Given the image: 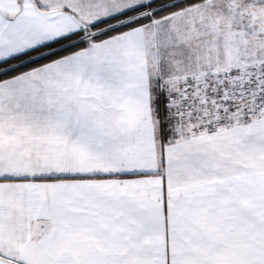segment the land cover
Returning <instances> with one entry per match:
<instances>
[{
	"label": "snow or ice",
	"instance_id": "6c2138e0",
	"mask_svg": "<svg viewBox=\"0 0 264 264\" xmlns=\"http://www.w3.org/2000/svg\"><path fill=\"white\" fill-rule=\"evenodd\" d=\"M0 264H264V0H0Z\"/></svg>",
	"mask_w": 264,
	"mask_h": 264
}]
</instances>
